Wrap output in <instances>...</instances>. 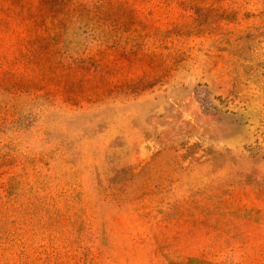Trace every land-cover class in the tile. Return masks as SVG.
<instances>
[{
	"label": "rangeland",
	"instance_id": "rangeland-1",
	"mask_svg": "<svg viewBox=\"0 0 264 264\" xmlns=\"http://www.w3.org/2000/svg\"><path fill=\"white\" fill-rule=\"evenodd\" d=\"M264 264V0H0V264Z\"/></svg>",
	"mask_w": 264,
	"mask_h": 264
},
{
	"label": "trees",
	"instance_id": "trees-1",
	"mask_svg": "<svg viewBox=\"0 0 264 264\" xmlns=\"http://www.w3.org/2000/svg\"><path fill=\"white\" fill-rule=\"evenodd\" d=\"M182 264H212L203 260H197V259H189L185 263Z\"/></svg>",
	"mask_w": 264,
	"mask_h": 264
}]
</instances>
